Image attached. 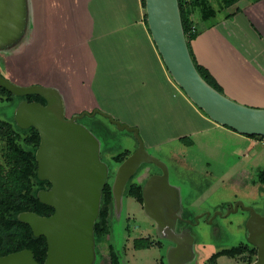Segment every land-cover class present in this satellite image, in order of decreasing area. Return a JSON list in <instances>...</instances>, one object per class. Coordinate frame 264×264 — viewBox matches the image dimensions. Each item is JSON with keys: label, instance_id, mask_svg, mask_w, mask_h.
<instances>
[{"label": "rangeland", "instance_id": "374dc122", "mask_svg": "<svg viewBox=\"0 0 264 264\" xmlns=\"http://www.w3.org/2000/svg\"><path fill=\"white\" fill-rule=\"evenodd\" d=\"M57 1L59 10L66 8L69 13L77 3V0H70L63 7L62 1ZM83 1L87 8L80 30V24L76 22L73 28L67 29L65 20H58L59 12L56 20L48 26L46 22L48 28L38 30L36 36L32 35L33 31L31 34L25 31L11 46L0 43V76L20 88L56 89L62 115L66 118L78 116V124L93 135L98 158L106 167L107 183L114 182L118 164L137 149L141 141L144 154L133 166L132 182L139 179L143 182L152 170L153 178L165 174L168 185L178 191L177 202L167 209L169 215L162 216L163 220L169 219L171 231L168 233L166 226H156L142 207V200L130 195V187L140 185H109L112 196L104 207L106 212L101 224L107 232L98 236L93 262L109 264V246L112 244L119 253L120 264H170L173 236L177 237L182 231L189 253L180 264H246L241 256L217 253L241 245L253 246L247 221L253 213L254 218L264 216V183L258 176L262 163L257 159L254 163L239 159L241 153H232V145L226 139L219 147L210 142L215 140L208 136L209 142L198 139L193 143V138L188 137L191 144L185 140L161 143L156 137L160 133H173L172 123L168 125L162 116L154 121L137 111L130 118L132 98L136 97L132 96V91L139 89L142 80L139 64L130 63V57L124 55L123 52L128 55V46L123 44L115 51L111 45L114 35L108 28L110 18L103 13L108 19H99L103 16L100 6L104 8L107 5L104 2L108 0ZM209 1L212 6H218L219 0ZM90 8L96 9L95 14ZM127 29H122V37L129 34L132 39L141 38L140 29ZM133 47L140 57H148L144 48ZM141 65L150 70L149 63ZM153 84L147 90L139 91L145 99L155 89ZM20 103L16 96L8 100L0 95V121L12 123L14 130H17L14 121L23 127L15 119ZM131 120L147 122L143 125L144 137L120 128L125 125L131 128L122 122ZM18 135L20 145H25L28 133L18 131ZM145 138L154 143L149 141L146 145ZM3 148L4 142L0 138V163ZM100 200L101 193L99 207ZM139 238L148 240L149 247L135 250L133 241Z\"/></svg>", "mask_w": 264, "mask_h": 264}, {"label": "water", "instance_id": "95a60500", "mask_svg": "<svg viewBox=\"0 0 264 264\" xmlns=\"http://www.w3.org/2000/svg\"><path fill=\"white\" fill-rule=\"evenodd\" d=\"M144 2L151 37L167 71L186 96L212 121L244 135L264 136V109L247 107L227 98L210 87L197 72L182 29L178 0ZM0 85L15 94L37 93L45 100L44 105L23 101L15 114L21 126H32L38 131L37 175L51 184V188L39 192L38 197L53 208V213L47 217L30 212L19 216L35 236L42 235L46 239L47 251L42 264H92L95 258L93 223L106 179V167L98 158L93 135L74 122L78 116L64 118L59 96L51 89L16 87L1 76ZM120 128L133 130L138 136L136 129ZM143 154L140 141L137 151L119 168L118 181ZM254 215L247 221L251 242L257 247L253 264H264V216L254 218ZM166 228L171 231L170 226ZM173 237L176 248L171 251L169 262L180 264L189 250L184 240L180 244ZM173 251H178L176 258ZM0 264L39 263L31 251L22 250L1 256Z\"/></svg>", "mask_w": 264, "mask_h": 264}, {"label": "crops", "instance_id": "0c3cea01", "mask_svg": "<svg viewBox=\"0 0 264 264\" xmlns=\"http://www.w3.org/2000/svg\"><path fill=\"white\" fill-rule=\"evenodd\" d=\"M61 1V5L66 7L70 0ZM206 1L214 13L207 20L194 18L197 34L188 50L193 63L214 79L221 88V94L227 98L247 107L264 109V0H235L227 7H222L220 0L217 7L212 6L209 0ZM85 3L83 0H77L76 7L69 13V10L66 12V8L59 10L56 0H0V30L17 31L9 35L1 45L7 43V46H11L25 31H33V36L38 34V30L45 31L48 28L46 22L48 26L52 20H56L59 12L61 15L58 16V20H65L67 29L73 28L76 22L80 24L78 29L80 30L82 21L85 19L84 14L87 8ZM104 4L107 5L104 8L100 6L101 12L108 14L109 32L114 35L111 45L114 50L123 44L128 46V55L127 52L123 53L130 57V63L139 64L141 72L142 80L138 84L139 89L132 91V96L136 95V97L132 98L129 117L131 118L133 112L137 111L147 114L154 121H158V116H162L167 124L172 123L175 130L170 135L160 133L161 129H159L160 136L156 135V140L161 143L185 140L191 144L187 140L188 137L193 138L191 140L193 143L198 139L209 142L208 136L214 138L215 141L210 142H215L214 145L219 147L226 139L232 145V153L235 151L241 153L242 158L239 159H246L251 163L257 159L264 166L262 136L250 137L212 121L194 105L172 79L151 37L142 0H108ZM95 11L96 9H91L93 14ZM107 14H103L99 19L102 17L104 20L108 19ZM132 27L141 30V38L132 39L129 34H124L122 37V29L129 30ZM133 46L144 48L148 57L146 59L140 57V53L137 54ZM143 63H149L150 70L141 65ZM152 82L155 89L150 91L151 99L148 98V94L145 99L139 91H144L143 88L147 90ZM49 89L57 93L56 89ZM71 116L73 115L69 117ZM122 122L130 125L131 129H136L137 134L143 137L146 135L143 127L147 124L146 121L142 120L144 124L140 123V120ZM131 132L134 131L131 130ZM146 138L144 143L148 145L152 140L147 141ZM164 178L168 185L165 174ZM141 183L142 179L136 182V184ZM168 189L172 192L171 204L177 202L178 191L169 185ZM169 211L165 212L166 216L169 215ZM247 247L256 249L254 245ZM241 257L248 264L245 255ZM256 259V255L253 256L251 264Z\"/></svg>", "mask_w": 264, "mask_h": 264}, {"label": "trees", "instance_id": "16d2710c", "mask_svg": "<svg viewBox=\"0 0 264 264\" xmlns=\"http://www.w3.org/2000/svg\"><path fill=\"white\" fill-rule=\"evenodd\" d=\"M220 1L222 7H227L235 2V0ZM178 4L182 29L189 50L190 43L197 34V31H191V26L195 23L194 18L207 20L213 15L214 11L206 0H188L187 2L178 0ZM142 5L145 8L144 0H142ZM194 66L210 87L219 93L222 92L220 86L206 71L196 64ZM0 95L5 96L8 100H11L12 96H16L20 102L45 104L44 98L37 93L13 94L12 91L2 85H0ZM14 125L17 130H14L12 123L0 121V138L4 142L0 163V257L22 250H29L35 261L42 264L47 251L46 239L42 235L35 236L30 226L23 222L19 216L22 213L30 212L47 217L53 213V208L41 202L38 197L39 192L45 189V185L49 186V181L42 180L37 175L36 151L40 142L38 131L32 126L20 127L15 121ZM18 131L28 133L24 139L25 145L22 143L20 145V142H18ZM258 176L260 181L264 183V167L259 170ZM129 193L135 199L142 200L141 185L131 186ZM111 196L112 191L109 185L105 184L101 192L97 218L93 225L95 255L97 254L96 244L98 243L99 234L107 232L106 227H101V224L106 212L104 207L111 200ZM149 245L150 242L146 239L139 238L133 241L135 250L148 248ZM109 249V264H120L118 251L112 244ZM217 254L227 256L247 255V262L251 264L253 256L256 255V249H249L247 246L241 245L229 250H222ZM92 264H96V262L94 261Z\"/></svg>", "mask_w": 264, "mask_h": 264}, {"label": "flooded vegetation", "instance_id": "af4514ba", "mask_svg": "<svg viewBox=\"0 0 264 264\" xmlns=\"http://www.w3.org/2000/svg\"><path fill=\"white\" fill-rule=\"evenodd\" d=\"M15 31L14 30H0V41H3L7 39V37L11 34H13ZM71 117H64L66 120L71 119ZM75 123H78L77 119L74 120ZM138 149V148H137ZM137 149L131 151L124 159L120 161V163L117 166L116 173L118 172L119 168L121 165L124 163V161L129 158L131 155H133ZM142 159V158H141ZM117 161V162H119ZM108 168V167H107ZM110 169V168H109ZM133 167L130 168L125 175L121 178V180H117V174L114 175V182L112 184L107 183V177L105 179V182L103 185H142V207L145 208L152 217L156 223V226H170L168 219H162V216L165 218V212L167 211L168 207L171 205V201L173 202L172 199V192L168 189V186H166V180L164 176L159 177V178H153L154 172L151 171L149 174H147V177L145 180L142 182V184H136V182H132V177L134 174H132ZM107 176V175H106ZM51 188V184L49 182V186L45 185V189L41 191H48ZM40 191V192H41ZM173 204V203H172ZM161 215V216H160ZM161 217V220H160ZM159 220V221H158ZM160 222V223H158ZM160 226V227H161ZM164 230V229H163ZM179 231H181L179 229ZM168 232V231H167ZM169 233V232H168ZM179 234L177 235L176 239L179 240V243L181 244L182 241L186 243L187 246V241L182 235V231L178 232ZM176 248V243L174 242L173 247L171 248L172 250ZM257 249V247H256ZM257 252V250H256ZM178 255V251H173V256L176 258ZM257 257V253H256Z\"/></svg>", "mask_w": 264, "mask_h": 264}, {"label": "built area", "instance_id": "2783aa9c", "mask_svg": "<svg viewBox=\"0 0 264 264\" xmlns=\"http://www.w3.org/2000/svg\"><path fill=\"white\" fill-rule=\"evenodd\" d=\"M183 1H184V2H187L188 0H183ZM191 31H192V32H193V31H196V26H195V24L191 26ZM262 140H263V142H264V136H262Z\"/></svg>", "mask_w": 264, "mask_h": 264}]
</instances>
